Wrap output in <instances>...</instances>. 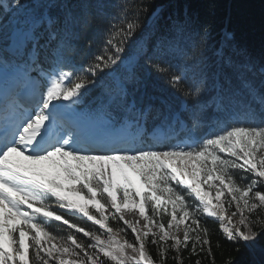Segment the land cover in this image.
Returning <instances> with one entry per match:
<instances>
[{
  "label": "snow or ice",
  "instance_id": "6c2138e0",
  "mask_svg": "<svg viewBox=\"0 0 264 264\" xmlns=\"http://www.w3.org/2000/svg\"><path fill=\"white\" fill-rule=\"evenodd\" d=\"M19 4L12 0L3 11ZM53 6L43 5L38 14L18 21L13 36L27 58L0 64V74L11 73L31 95V105L23 111L9 104L0 107V264H167L169 259L185 264V253L191 264H201L205 256L215 264L211 230L201 214L218 221L228 241L255 246L264 235V219L257 218L264 211V79L255 82L256 66L232 34L225 31L212 46L211 24L187 10L183 16H168L163 24L158 11L151 14L154 34L163 28L173 39L193 33L198 37L195 59L202 76L195 88L188 86L185 73L172 72L170 64L159 59V39L155 45H142L128 60L142 59L149 74L166 78L174 91L188 98H198L211 79L225 111L231 97L245 95L244 122L185 146L157 147L159 140L148 148L125 146L139 136L93 142L75 128L58 131V122L68 103L76 104L99 73L125 62L124 54L141 30L140 15L148 8L134 5L135 18L128 20L126 5H121V22L110 23L104 44L90 62L50 67L49 76L42 52L55 43V60L62 64V35L91 23L90 16L81 20L66 3L62 17L53 15ZM210 47L211 57L206 55ZM259 73L264 77V67ZM43 77H48L46 82ZM126 97V92L119 97L124 112L135 113L138 124L146 121L152 106L140 109ZM157 113L162 115L159 109ZM191 119L192 129L198 128L195 113ZM167 122L164 117L161 125ZM127 214L140 219L131 222ZM237 216L238 224L233 221ZM77 218L98 227H86ZM52 222L65 225L66 233H54ZM126 229L134 240L117 239ZM148 245L155 247L159 260ZM217 246L222 247L219 241ZM227 264L235 262L229 258Z\"/></svg>",
  "mask_w": 264,
  "mask_h": 264
},
{
  "label": "trees",
  "instance_id": "16d2710c",
  "mask_svg": "<svg viewBox=\"0 0 264 264\" xmlns=\"http://www.w3.org/2000/svg\"><path fill=\"white\" fill-rule=\"evenodd\" d=\"M12 0H0V61L20 63L26 59V53L21 54L18 40L14 39V30L21 21L33 13L42 11V6L54 5L51 8L53 15H61L62 5L65 3L71 7L74 15L83 20L85 16L91 17V23L87 27L76 26L69 34L62 35L64 47L61 49L63 63L57 64L55 60V43L42 52L41 61L46 71L50 67H70L90 62L104 44L110 23L121 22V5H126L128 20L135 18L134 5L141 4L148 8L147 13H141V30L136 36L126 53L125 62L115 70H106L95 77L96 83L90 85L84 95L76 104L68 103L85 120L97 125L99 131L104 127L125 128L133 133L139 130L141 125L147 130L151 126L161 128L180 127L184 121L189 129L188 133H181L180 139L198 141L204 136L219 132L225 126H231L237 122H244L247 118L244 113L247 97L238 95L231 97L228 102V109L225 111L220 107V98L217 90L212 87L209 79L207 87L201 92L198 98H188L182 92L174 91L167 82L155 74H149L143 67V60L129 61L134 53L142 45H155L159 39V59L170 64L174 73H185L187 84L195 88L201 82V65L195 57L198 53V37L193 33L191 36L175 38L168 36L164 29L154 34L150 18L153 12L158 11L163 24L170 15H181L187 10L195 19L200 22L211 24L212 36L209 44H219L224 32L232 34L234 43L246 51L247 55L254 62L257 74L253 78L257 84L264 79L259 69L264 67V0H20L19 6L10 11H3L6 5H11ZM46 35V34H45ZM30 47V46H29ZM206 55L211 57L210 47ZM47 57V58H45ZM44 82L48 77L41 78ZM127 93V101H135L138 108L147 110L152 106L146 121H137L139 117L135 113L124 112L119 102V97ZM184 102L187 108H183ZM157 109L162 115L158 117ZM200 120L199 127L192 129L193 114ZM167 117V123L161 125V121ZM156 125H152V122ZM250 122V121H249ZM150 126V127H149ZM148 127V128H147ZM236 176L241 175L239 170H231ZM190 201L191 197L188 198ZM198 203V202H196ZM258 219H264V211H260ZM78 222L84 223L86 227L97 228L91 225L86 218H77ZM167 219V217H165ZM201 219L206 221L211 230L212 251L215 256V264H227L231 258L235 264H264V235H262L255 246L249 247L243 241L232 242L225 238L218 221L201 214ZM113 227L117 222L110 221ZM119 226L123 227L122 222ZM54 233H66V226L52 222ZM126 239L134 240L130 229L122 233ZM82 237V234H78ZM87 240V238H83ZM219 241L222 247L217 246ZM148 251L155 260H159L154 246L148 245ZM173 255V253H169ZM198 257H192L195 260ZM201 264H212L211 258L205 256ZM167 264H174L169 259ZM185 264H191L185 253Z\"/></svg>",
  "mask_w": 264,
  "mask_h": 264
},
{
  "label": "rangeland",
  "instance_id": "374dc122",
  "mask_svg": "<svg viewBox=\"0 0 264 264\" xmlns=\"http://www.w3.org/2000/svg\"><path fill=\"white\" fill-rule=\"evenodd\" d=\"M67 114L69 115V116H71V115H74V113H73V110L72 109H67ZM74 118H76L75 116H74ZM89 123V125H91V126H93L94 124L92 123L91 124V122H88ZM106 129V128H105ZM104 129V130H105ZM109 129V128H108ZM106 134H108L110 137H117V136H125V135H127L126 134V132H125V130L124 129H121V130H108L107 131V133ZM177 145V144H176ZM133 215H136V220H138V219H140L139 218V216H138V214H133ZM126 219V218H125ZM135 220V221H136ZM238 220H239V218H238V216L237 217H233V221L235 222V223H237L238 224ZM135 221H133V222H135ZM59 223V222H58ZM144 222L142 221V220H140V226L143 224ZM65 226V225H64ZM62 234H64V233H62ZM180 237L181 238H183V231H182V229H181V232H180ZM117 239H125V237H124V235L122 234V235H118L117 236ZM129 252H130V250H129Z\"/></svg>",
  "mask_w": 264,
  "mask_h": 264
},
{
  "label": "bare ground",
  "instance_id": "6f19581e",
  "mask_svg": "<svg viewBox=\"0 0 264 264\" xmlns=\"http://www.w3.org/2000/svg\"><path fill=\"white\" fill-rule=\"evenodd\" d=\"M125 218H126L127 220L133 222V221L136 220L137 217H136V215H133V214H127V215L125 216ZM142 225H143V224H142ZM142 225H141V227H142ZM120 235H122V234H120Z\"/></svg>",
  "mask_w": 264,
  "mask_h": 264
}]
</instances>
